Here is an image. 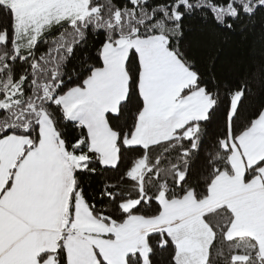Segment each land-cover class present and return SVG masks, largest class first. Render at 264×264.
<instances>
[{
    "label": "snow or ice",
    "instance_id": "6c2138e0",
    "mask_svg": "<svg viewBox=\"0 0 264 264\" xmlns=\"http://www.w3.org/2000/svg\"><path fill=\"white\" fill-rule=\"evenodd\" d=\"M258 19L264 0H0V264H264V57L230 80L190 41Z\"/></svg>",
    "mask_w": 264,
    "mask_h": 264
},
{
    "label": "trees",
    "instance_id": "16d2710c",
    "mask_svg": "<svg viewBox=\"0 0 264 264\" xmlns=\"http://www.w3.org/2000/svg\"><path fill=\"white\" fill-rule=\"evenodd\" d=\"M194 30L190 36L193 50L202 57L209 54L217 60V68L228 79H235L250 69H254L261 57H264V21L258 19L254 28L247 34L238 31L228 35L215 34L210 29H202L196 21L192 22ZM257 94L253 102H260ZM67 132H74L67 129ZM215 131L209 129V135Z\"/></svg>",
    "mask_w": 264,
    "mask_h": 264
}]
</instances>
